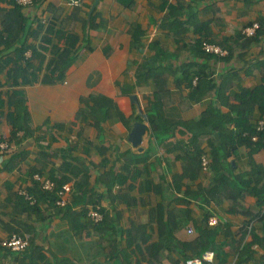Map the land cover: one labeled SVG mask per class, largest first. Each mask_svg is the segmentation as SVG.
<instances>
[{
    "label": "crops",
    "instance_id": "crops-1",
    "mask_svg": "<svg viewBox=\"0 0 264 264\" xmlns=\"http://www.w3.org/2000/svg\"><path fill=\"white\" fill-rule=\"evenodd\" d=\"M95 1L81 0L79 5H72L70 0H45L24 7V13L33 20V30L54 24L77 36L76 60L64 81L12 86V65L0 72V99L7 101L12 89L22 88L35 129L28 138L11 141L12 125L6 117L9 107L2 108L0 139L9 141L11 150L0 157V242L15 229L31 230L32 240L23 252L0 245V264H186L187 259L199 254L183 244L201 238V231L206 235L208 231L206 243L214 246L207 250L214 253L213 259L202 264H264V225L260 217L250 213L263 214L264 206L255 195L233 205L218 193L220 183L215 182L224 166L214 165L212 144L221 140H214L215 135L209 133L193 136L203 131V125H212L209 118L202 123L211 103L229 115L239 104L236 96L242 88L253 90L264 85V30L247 38L241 34L254 22L264 24V0H99L93 7ZM13 6V0L0 2V28ZM180 29L184 32L178 42L175 33ZM42 33L28 37L26 57L35 65L39 54L46 57L45 63L52 56L49 49L40 48ZM203 39L230 51L228 56H211L207 61L210 77L219 84L224 82L219 96L215 90L200 101L191 99L188 81L182 79L177 85L175 75L167 81L165 77L158 81L150 77L136 83L138 65L155 54L160 44L170 53H175L179 44L185 47L173 62L176 68L195 60L204 63L205 58L197 57L193 48ZM59 45H66L64 39ZM34 50L38 54L33 56ZM177 72L181 78L183 73ZM225 73L227 78L220 81ZM160 87L168 90L166 102L162 105L159 101L162 114L154 122L149 118L139 147H134L129 135L141 116L131 95L138 96L142 109L149 114ZM92 96L96 100L90 104L107 111L99 128L77 117L85 106L83 99ZM262 117L255 105L250 123L257 125ZM43 147L50 157L46 177L58 170L66 149H71L80 166L82 162L88 168L93 201L89 200L86 208L102 204L106 217L101 222L83 216L78 228L70 224L69 214L61 208L43 203L44 213L29 212L9 201L17 191L31 185L30 174L41 160ZM15 155L17 165L8 170ZM198 155L207 156L208 170L202 168V157L201 164L194 161ZM226 161V173H258L264 168V149L240 144ZM118 174L125 176L124 182H114ZM76 179L79 177L70 181L71 199L77 193ZM214 186L217 200L201 190ZM252 187L260 189L255 182ZM230 188H235L233 180ZM211 217L217 218V224L209 225ZM189 228L194 233H189ZM252 232L261 245L256 243L254 258L245 260L240 251L252 241Z\"/></svg>",
    "mask_w": 264,
    "mask_h": 264
},
{
    "label": "trees",
    "instance_id": "trees-1",
    "mask_svg": "<svg viewBox=\"0 0 264 264\" xmlns=\"http://www.w3.org/2000/svg\"><path fill=\"white\" fill-rule=\"evenodd\" d=\"M1 1L3 0H0V2ZM38 1L42 2L45 0H37V2ZM13 4L14 6L9 11H7L0 28V72L4 71L7 65H12V68L9 72L10 84L12 86L28 85L37 82L51 84L58 81H64L69 68L76 60L77 36L72 33H66L61 28H56L54 24H49L47 26L40 25L36 30H33V20L31 16L24 13V7L21 6L17 0H13ZM169 17L170 16L168 15V18ZM173 18L176 19L175 16ZM261 25V28L258 29L257 32L262 29L264 30V24ZM41 32L43 33L41 36L40 48L42 50L49 49L52 53V56L47 61V63H45L46 57L44 55L41 57L39 54V63L35 65L32 59L26 57V51L28 48H30L28 37H38ZM183 32L184 29H180L175 33V35H177L178 42L182 40L180 35ZM241 34L243 37H246L243 33ZM256 34L253 36H256ZM55 39L57 40L56 43L54 42ZM62 39H64L66 44L64 47L59 45V42ZM204 41L207 40H199L193 48L196 49V56L199 58H205V62L200 63L198 60L184 62L179 66V68H176L173 65V62L178 58V54H180V52L185 47L179 44L176 52L170 53L169 50L165 49L164 45H158V47L155 49V54L147 57L142 64L138 65L136 70V83L140 84L145 82L150 77H154V79L157 81L159 79H164L163 77H165L167 81V78L170 75H175L177 85L180 84L182 79H186V81H188L191 89L189 98L191 99L200 101L203 97H205L206 94L215 92V90L218 93L217 96H219L224 86V82L219 84L217 82L219 80L210 77L211 72L209 70L207 61L211 58V56L221 55L206 52L202 47ZM46 44L51 45V48H49ZM188 49L193 52L192 48L188 47ZM37 54V51L35 52L34 50L33 56ZM229 54L230 51H228L227 55H222L221 57L228 56ZM42 70H44L43 76L39 77ZM179 70H181L183 73L181 78L178 77L177 71ZM234 75L236 76V74ZM226 78L227 76L225 73L221 76L220 81H223ZM231 85L232 82L228 86ZM166 95H168L167 88L163 89L160 87V91L155 93L151 103V108L149 109V111H153L149 113V118L151 121L161 116L162 105L166 102L164 98ZM236 98L238 99L239 104L231 108L232 113L229 115L222 114L218 106H214L213 103H211L202 118V123L204 124V122H206L204 120H208L209 118V120L213 121L212 125L210 127L203 125L202 132L193 133L194 138H198V136L201 134L205 135L206 133H209L215 135L214 140H221L218 145H216V143L212 144L213 161L215 163L214 165H216V163H221L224 166L222 168L223 171L218 174V178L215 182V185H219L218 183H220L219 188L214 186L212 189L201 190L205 196H209L210 199L217 200L216 196L218 194H215L216 190L214 189L217 188V192L223 193L226 199L233 201V205L236 203L239 204L240 201L248 195H255L259 200V204L263 207L264 183L261 182H264V168H260L258 173H253L252 170L242 174H233L230 171L226 173L227 169H229V163L226 161V158L228 154L231 151H235L237 146L240 144L249 145L253 150L264 149V125L262 129H258L260 120L258 123H256L257 125L250 123L252 109L255 105L259 107L263 116L262 119L264 118V85L253 90L242 88L241 92L238 93ZM95 100L96 96L84 98L83 102L85 103V106L79 110L77 117L81 120H88L93 126L99 128L101 119L103 120L107 117V111L96 109L93 104H90L91 101L93 102ZM159 101L162 102V105ZM5 105L9 107V112L7 113L6 117L8 122L12 125L10 140H23L34 135L35 129L31 126V115L28 109L24 90L22 88L12 89L8 94L7 101L0 99V116L4 115L2 108H4ZM227 123H233L234 127H228ZM154 126H156V124ZM21 132L22 135L20 134ZM253 137H256V139H253ZM211 141H213V139H211ZM0 142H2L1 139ZM42 150L43 152L39 157L41 160L38 161L37 166L32 169L30 174L32 183L30 186L25 188L31 199H28L26 196L20 194L17 191L15 196L9 198V201H14L20 206L23 205L24 208L29 212L35 211L39 213H44L42 211L41 204L48 203L50 206L56 209L61 208L60 211H63V213L69 214L70 224L74 226L75 223L77 226H79L78 228H81V217L86 216L88 218L87 212L89 208H86V206L90 202L89 200H92L93 197V190L90 189L91 176L89 174V170L82 162L80 166V161L78 158L75 156L73 157L70 154V152H72L71 149H66L64 151L65 154L62 164L58 166V170L51 172L48 176L49 178L45 176L54 182V189H43L41 182L34 178L35 174H40L41 176L45 175L44 171L46 169V163L50 160L46 148L43 147ZM2 155L3 152H0V157ZM201 157V155H198L196 158H194V161L201 164ZM10 161L11 163L8 167V170H12L17 165L16 155L13 156ZM75 162L79 163V165L75 164ZM67 173H69L70 176ZM72 177H79V179H76L75 182L77 193H75L73 199L70 198V204L65 206H57L56 201L59 197V189H61L64 184L70 183ZM124 180L125 176H122V174L115 175L114 182L121 183L124 182ZM231 180H233L235 183V188H230ZM254 182L259 185V191H255L252 187ZM213 193L215 195H213ZM81 206L83 208L82 210ZM102 211L104 217H106L105 211ZM250 213H252L256 218L260 217L259 219L264 225V213ZM14 231L16 233H28L30 234L32 240V233L28 232L31 230L23 231L15 229ZM74 231L76 232L75 229ZM210 234L212 235L213 232H209V235ZM252 235V241L246 242L240 251V255L245 256V260L254 258V245L256 243L261 245L259 239L256 237V234L252 232ZM200 236L201 238H198V240L183 244L184 246L190 248L194 254H199L197 257H202L205 251L214 249V246L208 244L209 241L206 243L208 231L207 235L201 231Z\"/></svg>",
    "mask_w": 264,
    "mask_h": 264
},
{
    "label": "built area",
    "instance_id": "built-area-1",
    "mask_svg": "<svg viewBox=\"0 0 264 264\" xmlns=\"http://www.w3.org/2000/svg\"><path fill=\"white\" fill-rule=\"evenodd\" d=\"M17 2L23 6H32L37 3V0H17ZM81 3V0H70V4L72 5H79ZM261 24L259 22H254L252 25L247 26L243 28L242 33L245 36H252L255 35L257 30L261 28ZM264 28V27H263ZM203 49L212 54L216 55H226L228 54V50L225 48H222L221 46L211 43L208 41L203 42ZM264 125V118L259 121L258 129H262ZM253 139H256V137H253ZM11 150L10 143L8 141H2L0 142V152H8ZM209 167V159L206 155H203L202 157V168L203 170H208ZM36 180H39L42 184V188L46 190H53L54 189V182H52L50 179L46 178L45 176H41L40 174H36L34 176ZM20 194L26 196L28 199H31V197L28 195L27 191L25 189H20L18 191ZM70 193H71V185L69 183L64 184L61 189L58 191V199L56 201L57 206H65L67 204L71 203L70 199ZM103 207L102 204H98L93 207H89L87 216L88 218L94 222L98 223L101 222L104 218L103 214ZM218 220L215 217H211L208 221L209 225H215L217 224ZM189 233H194L193 228H189ZM31 241V236L28 233H12L7 238L3 239L0 242V245L4 248H7L13 252H23L25 251ZM214 256L213 252L207 251L205 252L202 257H194L189 258L186 260V264H202L204 260H212Z\"/></svg>",
    "mask_w": 264,
    "mask_h": 264
},
{
    "label": "water",
    "instance_id": "water-1",
    "mask_svg": "<svg viewBox=\"0 0 264 264\" xmlns=\"http://www.w3.org/2000/svg\"><path fill=\"white\" fill-rule=\"evenodd\" d=\"M98 2L99 0H96L93 7H95ZM131 99L138 106V112H139V115L141 116V120H137L134 123L133 129L129 135V141L132 143L134 147H139L141 140L143 138V135L146 129L148 128L149 114L147 112H144V110L142 109L138 96L136 94H132Z\"/></svg>",
    "mask_w": 264,
    "mask_h": 264
},
{
    "label": "bare ground",
    "instance_id": "bare-ground-1",
    "mask_svg": "<svg viewBox=\"0 0 264 264\" xmlns=\"http://www.w3.org/2000/svg\"><path fill=\"white\" fill-rule=\"evenodd\" d=\"M253 36V35H252ZM36 175V174H35ZM70 184V183H69ZM71 185V184H70Z\"/></svg>",
    "mask_w": 264,
    "mask_h": 264
}]
</instances>
